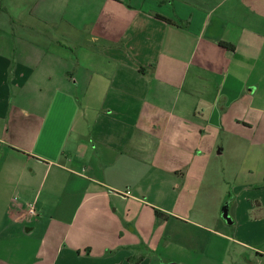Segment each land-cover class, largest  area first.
Masks as SVG:
<instances>
[{"label":"crops","instance_id":"obj_1","mask_svg":"<svg viewBox=\"0 0 264 264\" xmlns=\"http://www.w3.org/2000/svg\"><path fill=\"white\" fill-rule=\"evenodd\" d=\"M262 227L264 0H0V264H253Z\"/></svg>","mask_w":264,"mask_h":264},{"label":"rangeland","instance_id":"obj_2","mask_svg":"<svg viewBox=\"0 0 264 264\" xmlns=\"http://www.w3.org/2000/svg\"><path fill=\"white\" fill-rule=\"evenodd\" d=\"M29 17V16H27ZM26 17V19H27ZM63 28H66L65 25L63 26ZM45 33H47L48 36H50L51 38H53V41L55 40V42H61V43H66L65 46H70L71 48H77L79 44L85 43L86 41H88L87 37H82V38H65L61 35V30L62 27H58L57 25L54 26L52 25L49 28H45L42 29ZM224 157L220 156L218 157V162H217V166L219 168V170L222 173V162H223ZM222 179V177H221ZM224 183L222 182V180H219L218 177H215L213 182L211 184L205 185L202 189H199L197 192H191L188 197H187V201L188 204L191 205V208H193L194 214H190V216L195 219V221H197L203 228H205L208 232H204V231H199L198 235L199 236H205L208 239L214 240V239H218L215 235H214V221L215 220H219L221 221V223H224L226 226V222H224L221 218V209L223 204L228 201V199H224V197H216L217 194L220 192V187L223 185ZM182 214V213H181ZM230 217V215H229ZM229 225V224H228ZM216 228V227H215ZM263 228V227H262ZM228 234L230 237L232 238H236L238 237L237 234L239 232V225L237 223L228 226ZM264 229V228H263ZM263 237V236H262ZM239 238V237H238ZM264 238V237H263ZM240 239H246L247 242H250L252 245V248H255L256 251H261L262 253H264V242H261L262 240H256L254 239V237L251 236H246V237H240ZM230 245V246H228ZM227 245L228 250H230V255H232L233 250H239L241 248H239L238 246H235L232 243H229ZM226 247V248H227ZM225 247H222V251H219V255H221L222 253H225V251H227ZM22 250L23 252H26L29 255V250L25 251V246H22ZM241 252L244 254H253V252H251V250H247L242 248ZM255 253V252H254ZM255 255V254H253ZM259 257V256H258ZM214 258V257H213ZM212 258V259H213ZM259 260L256 261V263L253 264H264V258L259 257ZM234 257L231 256L230 262H228L227 264H240V262H234ZM245 264H251V263H245Z\"/></svg>","mask_w":264,"mask_h":264},{"label":"water","instance_id":"obj_3","mask_svg":"<svg viewBox=\"0 0 264 264\" xmlns=\"http://www.w3.org/2000/svg\"><path fill=\"white\" fill-rule=\"evenodd\" d=\"M229 200L226 201L223 206H222V209H221V218L224 222H226L227 224H231L232 221L229 217Z\"/></svg>","mask_w":264,"mask_h":264},{"label":"trees","instance_id":"obj_4","mask_svg":"<svg viewBox=\"0 0 264 264\" xmlns=\"http://www.w3.org/2000/svg\"><path fill=\"white\" fill-rule=\"evenodd\" d=\"M156 18H158V19H160V20H163V21H165V22H170L169 20H167V19H165V18H163V17H161V16H159V15H156ZM221 46H224V45H222L221 44ZM155 214H156V216L158 217V218H161V219H167V217H166V215H164L163 213H161V212H159V211H155Z\"/></svg>","mask_w":264,"mask_h":264},{"label":"built area","instance_id":"obj_5","mask_svg":"<svg viewBox=\"0 0 264 264\" xmlns=\"http://www.w3.org/2000/svg\"><path fill=\"white\" fill-rule=\"evenodd\" d=\"M123 195H125L126 197H128V196H130V192H129V191H125V192L123 193ZM29 214H30V215H36V213H35V211H34L33 208H31V209L29 210Z\"/></svg>","mask_w":264,"mask_h":264}]
</instances>
